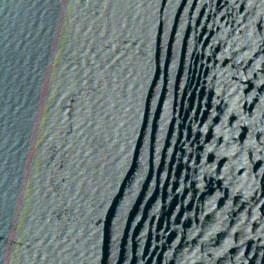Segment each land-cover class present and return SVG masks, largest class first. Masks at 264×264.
<instances>
[{"label":"water","instance_id":"water-1","mask_svg":"<svg viewBox=\"0 0 264 264\" xmlns=\"http://www.w3.org/2000/svg\"><path fill=\"white\" fill-rule=\"evenodd\" d=\"M0 264H264V0H0Z\"/></svg>","mask_w":264,"mask_h":264}]
</instances>
